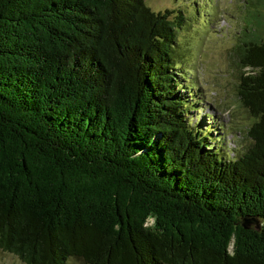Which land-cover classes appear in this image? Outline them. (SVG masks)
Masks as SVG:
<instances>
[{"label":"trees","instance_id":"1","mask_svg":"<svg viewBox=\"0 0 264 264\" xmlns=\"http://www.w3.org/2000/svg\"><path fill=\"white\" fill-rule=\"evenodd\" d=\"M183 20L144 0H0L1 251L264 264V12L242 44L252 121L231 157L191 122L174 63Z\"/></svg>","mask_w":264,"mask_h":264},{"label":"rangeland","instance_id":"2","mask_svg":"<svg viewBox=\"0 0 264 264\" xmlns=\"http://www.w3.org/2000/svg\"><path fill=\"white\" fill-rule=\"evenodd\" d=\"M153 11L179 12L184 20L176 32L174 63L183 91L193 95L197 111L191 122L213 129V141L223 153L234 156L248 144L245 135L252 118L238 95L244 40L257 30L250 29L252 14L264 12L259 0H144ZM264 38V25L257 30ZM206 115H209L206 116ZM204 127V128H205ZM0 264H25L17 256L0 250ZM68 264H78L70 259Z\"/></svg>","mask_w":264,"mask_h":264}]
</instances>
